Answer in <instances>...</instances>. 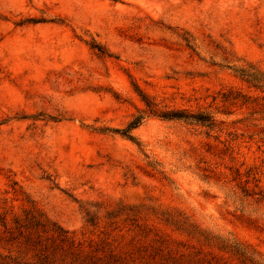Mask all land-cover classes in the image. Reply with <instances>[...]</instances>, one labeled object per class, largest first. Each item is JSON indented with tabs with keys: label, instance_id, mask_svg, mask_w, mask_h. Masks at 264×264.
Here are the masks:
<instances>
[{
	"label": "rangeland",
	"instance_id": "obj_1",
	"mask_svg": "<svg viewBox=\"0 0 264 264\" xmlns=\"http://www.w3.org/2000/svg\"><path fill=\"white\" fill-rule=\"evenodd\" d=\"M248 66L264 74V0H0V264H264Z\"/></svg>",
	"mask_w": 264,
	"mask_h": 264
},
{
	"label": "trees",
	"instance_id": "obj_2",
	"mask_svg": "<svg viewBox=\"0 0 264 264\" xmlns=\"http://www.w3.org/2000/svg\"><path fill=\"white\" fill-rule=\"evenodd\" d=\"M235 75L237 78L242 81L244 84L247 85L249 89H253L255 92H259L260 94L264 95V74L259 73L256 71L253 67H245V68H240L237 71H235ZM239 98H241L242 105H245L249 100L251 99L250 97H244L239 94ZM229 98V99H228ZM225 99V102L231 101L235 102L237 98L233 97L230 98L228 97ZM260 100L262 102V105L264 106V96L259 99V98H254L252 99L251 103H254L256 101ZM141 101L143 102L146 113L149 115H152L156 118H159L164 121H183V122H188L191 124H196L200 126H205L207 128H212L214 126V122L211 119V117L205 115V114H190L187 113L186 111H174V110H167V111H160L157 109V105H155L151 100L146 98L145 96H141ZM263 117H264V108L262 111ZM264 119V118H263ZM143 121L142 116H137L132 121L127 125L126 129L121 133V135L125 138H127L129 141H132L133 138L131 136V131L136 129L141 125ZM264 136V132L262 134ZM40 217V216H39ZM15 226L17 229H24V230H41V232H44L48 230L46 227L49 222H41L39 219L36 218L34 215L26 214L22 220L15 219L14 222ZM51 227L55 228L54 231L52 232H58L57 233V238L60 239V241L63 240V235L61 229L57 228L54 224H51ZM2 226L5 227V223H2ZM244 256L241 255V258Z\"/></svg>",
	"mask_w": 264,
	"mask_h": 264
}]
</instances>
